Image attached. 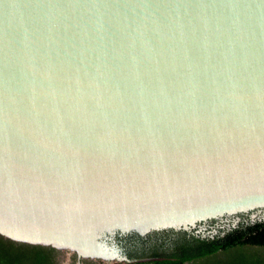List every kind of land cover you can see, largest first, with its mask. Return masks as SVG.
<instances>
[{"label": "water", "instance_id": "obj_1", "mask_svg": "<svg viewBox=\"0 0 264 264\" xmlns=\"http://www.w3.org/2000/svg\"><path fill=\"white\" fill-rule=\"evenodd\" d=\"M247 216L264 0H0V236L130 262L116 239Z\"/></svg>", "mask_w": 264, "mask_h": 264}, {"label": "trees", "instance_id": "obj_2", "mask_svg": "<svg viewBox=\"0 0 264 264\" xmlns=\"http://www.w3.org/2000/svg\"><path fill=\"white\" fill-rule=\"evenodd\" d=\"M126 240L132 244L128 250L123 246L126 254L122 250L130 262L116 264H201L219 252L264 248V221H251L247 216L242 217L236 226L225 225L211 235L197 233V230H163L144 237L127 236ZM62 252L53 247L19 243L0 236V264H60ZM260 256L233 264H264V257ZM76 259L74 254L73 262ZM103 263L93 259L82 261V264Z\"/></svg>", "mask_w": 264, "mask_h": 264}, {"label": "rangeland", "instance_id": "obj_3", "mask_svg": "<svg viewBox=\"0 0 264 264\" xmlns=\"http://www.w3.org/2000/svg\"><path fill=\"white\" fill-rule=\"evenodd\" d=\"M257 255H261L260 257H264V248L249 247L247 249L239 248L219 252L216 255L209 257L208 261H202L201 264H233L240 262L241 260H250ZM73 256L74 254L63 251L60 257V264H77V259L73 262ZM117 262L104 261L103 264H116Z\"/></svg>", "mask_w": 264, "mask_h": 264}, {"label": "flooded vegetation", "instance_id": "obj_4", "mask_svg": "<svg viewBox=\"0 0 264 264\" xmlns=\"http://www.w3.org/2000/svg\"><path fill=\"white\" fill-rule=\"evenodd\" d=\"M231 221V220H230ZM228 222V221H227ZM218 224V222H210L209 223V228H217L218 229V227H220V226H218L217 225ZM207 231H210V230H207ZM214 232V233H213ZM217 232H215V231H212V234H216ZM115 242H116V244L120 247V250L121 249H123L124 250V248H123V246H125V248L128 250V248H129V245L130 244H132V243H130V242H128V240H126V237H122V238H118V240L116 239L115 240ZM136 244L137 245H139L140 243H139V241H137L136 242ZM123 252V251H122ZM124 252H125V250H124ZM125 254H126V252H125ZM126 256V255H125ZM127 257V256H126ZM104 261V260H103ZM117 262V261H116ZM119 262V261H118Z\"/></svg>", "mask_w": 264, "mask_h": 264}]
</instances>
